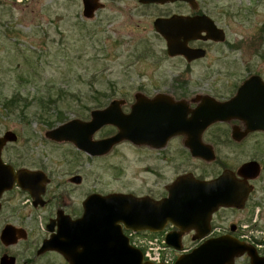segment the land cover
<instances>
[{
  "label": "flooded vegetation",
  "instance_id": "1",
  "mask_svg": "<svg viewBox=\"0 0 264 264\" xmlns=\"http://www.w3.org/2000/svg\"><path fill=\"white\" fill-rule=\"evenodd\" d=\"M98 2L102 7L96 9L91 18L98 11L109 9L112 12L120 11L127 21H134V8L154 7L156 12L151 19L154 31V21L157 18H198L204 15L209 17L216 27L222 29L224 40L204 39L201 36H205L206 31L201 30L197 34L198 38H191L186 42L188 48L200 49L201 54L188 59L182 54L170 56L167 52V41L155 32L165 41L166 55L178 58L183 64L179 73L171 81L139 83L137 85L140 87H135L134 91L125 92L124 97L115 98L120 101L119 107L123 113H128L139 98L143 101L158 102L159 106L152 107V110L159 121L151 126L152 137L147 143L124 139L108 151L93 153L90 149L87 151L77 147L70 140L55 141L46 136L45 131V137L50 143L57 145L55 148L58 150L53 156L58 161L53 168H49L44 163L46 161L37 156L35 163L28 164L25 161V146L20 147L17 152H10L11 145L18 141L17 134L14 141L5 142L0 148V165L7 166L13 180L9 182L10 186H5L0 192V235L7 227L15 233L17 241L5 245L0 238V244L5 248L0 258L4 254L13 256L15 264L16 255H13L9 248L18 242L30 241L29 248L35 253L34 259L46 258L61 264H87L89 261L100 264L107 260L102 257L103 236L96 234L97 232L86 236L80 227L77 229L74 226L75 222L91 212L104 215L105 211L102 210L85 209V201L89 197L105 196L112 192L148 197L158 202L180 193L179 196L183 199L187 198L186 192H192L191 188L198 193V189L186 184V180H195L199 183L212 182V187L202 188L197 206L188 212L190 220L181 226L167 220L156 234L149 230L136 231L125 227L121 221H115L120 237H126L129 246L140 249L143 253L136 244L139 236H158L166 242V234L171 233L170 240L181 248L177 251L172 246H167L168 253L174 254L167 264H174L180 255L188 254L206 241L220 237L240 242L245 247L239 256L234 257L232 264H251L250 253L264 262V65H219L224 63L226 58L224 52H212L210 49L218 44H225L227 30L219 23L214 10H210L209 3L201 0H194L193 3L186 0L164 3H144L140 0ZM83 17L86 18L84 15ZM260 30L261 41H264V26H261ZM260 52L258 53L264 56V52ZM199 63L205 65L201 67L199 77L194 79L193 67ZM250 78L254 80L249 82V87L240 91V87ZM144 85L149 86L147 91L144 90ZM160 98H166L171 104H179L164 106L167 103ZM111 101L103 104L101 108L107 107ZM92 110L94 109H90L88 118L79 119L88 121ZM200 110L204 111V117H197ZM167 116L176 122H190L187 127L171 133L166 121ZM203 119L211 121L202 127ZM68 120L70 119L65 121ZM117 129L112 124H105L93 133L91 140L112 136ZM6 131L8 130L3 133ZM101 132L103 133L99 135ZM3 133H0V137ZM123 143L130 145L132 149L142 150L140 158L146 157L149 160L145 169L151 172L153 180L147 188L145 187L147 190L144 191L142 184L140 188L138 185L139 192L135 188L122 192H100L99 189H92L88 178L90 168L87 165L92 159L109 156L111 151ZM47 154L44 155L48 156ZM171 167L174 169L172 172L169 169ZM27 172L36 174L31 177L26 175ZM181 178H184L183 182L180 181L176 185ZM204 190L207 192L203 193ZM68 226L70 228L66 230ZM104 228L103 225L97 228L95 226L92 230ZM23 234V238L19 237ZM46 240H51L55 247L41 250ZM110 242L114 245L117 240L113 238ZM143 259L146 260L144 255ZM28 262V258L23 259V264Z\"/></svg>",
  "mask_w": 264,
  "mask_h": 264
},
{
  "label": "rangeland",
  "instance_id": "2",
  "mask_svg": "<svg viewBox=\"0 0 264 264\" xmlns=\"http://www.w3.org/2000/svg\"><path fill=\"white\" fill-rule=\"evenodd\" d=\"M201 1L210 4L227 30L225 44L210 49L224 52L226 58L219 65H264V56L258 53L264 52L260 30L264 1ZM132 11L134 21L109 9L87 19L81 14V0H0V94L4 100L13 94L20 99L15 110L0 106V133L13 130L18 136L10 152L25 146L28 164L35 163L37 156L53 168L58 161L53 157L57 145L50 143L45 131L61 122L55 118L59 112L64 121L85 119L90 109L124 97L125 92L140 87L139 83L171 81L177 76L183 64L166 55L165 41L151 22L155 8L136 7ZM203 65L193 67L192 78L199 77ZM148 88L144 85L145 91ZM40 100L45 103L43 108H38ZM142 152L123 143L109 156L92 159L87 165L91 188L100 192L132 188L139 192L141 184L147 188L153 179L145 169L149 160L140 158ZM169 169L172 172L173 168ZM29 244L18 242L9 248L16 255L15 264H23L25 258L30 260L26 264H61L34 259ZM4 251L0 244V256ZM173 256L170 254L171 259Z\"/></svg>",
  "mask_w": 264,
  "mask_h": 264
},
{
  "label": "water",
  "instance_id": "3",
  "mask_svg": "<svg viewBox=\"0 0 264 264\" xmlns=\"http://www.w3.org/2000/svg\"><path fill=\"white\" fill-rule=\"evenodd\" d=\"M144 3H164L166 1L175 0H140ZM193 3L194 0H186ZM83 12L82 14L86 18H91L94 15V11L102 4L98 0H82ZM155 30L167 41V52L170 56L184 55L188 59L196 58L199 56L200 49L188 48L186 42L191 38H198L197 34L201 30L206 31L205 36L202 38H211L215 41H223L224 34L222 29L216 27L214 22L207 16H199L198 18H187L181 16H173L170 18H157L154 21ZM200 36V35H199ZM201 51V50H200ZM201 54V53H200ZM254 79H248L240 87V91H243L249 87V82ZM163 99L164 106H172L179 104L174 102L171 104ZM167 101V102H166ZM119 100H112L107 107L96 108L91 111L90 119L87 121L80 120L79 118H72L64 123L46 131V136L56 140H70L77 147L89 150L93 153H102L108 151L114 144L121 140L128 139L135 143H147L152 135L151 130L159 118L154 115L152 107L159 106L157 101H143L141 98L131 107L128 113H123L119 107ZM204 111L200 110L197 113V117H204ZM196 117V116H195ZM166 121L171 128L170 132L174 130H180L187 127L189 122L184 123L183 120L177 121L172 117L167 116ZM211 120L203 119L202 127H205ZM105 124H112L116 126L117 132L112 136H109L100 140H91L93 133ZM177 126V127H175ZM168 128V129H169ZM16 134L8 130L0 137V148L7 141H14ZM7 166L0 165V192L5 186H10L9 182H12L13 177L11 173L7 171ZM35 172H27V176L34 177ZM184 178L179 179L176 185L183 182ZM187 186H193L198 189V193L186 192L187 198L181 199L180 193L177 195H170L162 201L154 202L148 197H136L133 194L125 193H110L105 196L92 195L85 201V209L94 211H105L104 215L91 214L80 218L75 222V227L79 228L87 234H101L103 236L102 246L103 258H106L105 262L100 264H165V263H152L144 261L142 259L141 251L137 248L131 247L127 244L126 237H120L121 234L116 228L115 221H121L125 224V227L131 228L136 231L149 230L160 231L162 224L169 220L176 226H181L182 223L190 220L189 211H192L197 206L198 198L202 194V188H211L212 182H197L186 180ZM200 189V191H199ZM207 192L204 190L203 193ZM199 195V196H198ZM106 221V223L102 222ZM111 221V222H110ZM105 226L104 230H92L93 227ZM71 226V225H70ZM70 227L68 226L66 230ZM82 228V229H81ZM91 228V230H89ZM72 231V230H71ZM206 233V232H205ZM204 233V234H205ZM91 234V235H92ZM105 234V235H104ZM171 233L166 234V242L169 246L177 249L181 248L177 244L170 240ZM203 236V235H201ZM19 237H24L20 235ZM117 240L114 245L110 244L111 239ZM1 240L5 245L14 244L17 241L15 233L10 231L7 227L1 231ZM109 238V239H108ZM55 245L51 240H46L43 243L41 250L48 248H54ZM59 248V247H58ZM109 249V250H108ZM66 252L63 249H60ZM245 247L240 242L234 241L229 238L220 237L218 239L209 240L201 244L197 248L188 252V254L180 255L174 264H232L234 257L239 256ZM251 264H264L261 259L250 253ZM92 260V259H91ZM102 260V259H101ZM15 260L13 256L4 254L0 258V264H14ZM87 264H98L94 261H89Z\"/></svg>",
  "mask_w": 264,
  "mask_h": 264
},
{
  "label": "built area",
  "instance_id": "4",
  "mask_svg": "<svg viewBox=\"0 0 264 264\" xmlns=\"http://www.w3.org/2000/svg\"><path fill=\"white\" fill-rule=\"evenodd\" d=\"M16 3H22L25 0H12ZM163 239H159L158 236L145 237L139 236L137 240V246L143 250V255L146 259L153 262H167L171 260L170 254L164 250L168 248L164 244Z\"/></svg>",
  "mask_w": 264,
  "mask_h": 264
},
{
  "label": "trees",
  "instance_id": "5",
  "mask_svg": "<svg viewBox=\"0 0 264 264\" xmlns=\"http://www.w3.org/2000/svg\"><path fill=\"white\" fill-rule=\"evenodd\" d=\"M20 99H19V95H15L13 94L10 98L8 99H2L1 94H0V106H2V108L6 109V110H15L19 105H20ZM38 108H43L45 106V103L42 102V100H40L38 102ZM26 106V103H24V105L22 107ZM58 120H62V116H61V112H59V115L57 117H55Z\"/></svg>",
  "mask_w": 264,
  "mask_h": 264
}]
</instances>
